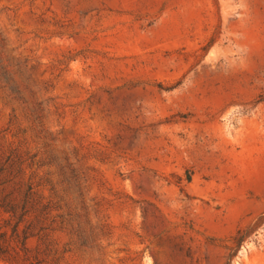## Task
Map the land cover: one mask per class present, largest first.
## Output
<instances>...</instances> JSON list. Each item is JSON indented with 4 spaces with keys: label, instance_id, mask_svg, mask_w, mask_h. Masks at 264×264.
Instances as JSON below:
<instances>
[{
    "label": "rangeland",
    "instance_id": "rangeland-1",
    "mask_svg": "<svg viewBox=\"0 0 264 264\" xmlns=\"http://www.w3.org/2000/svg\"><path fill=\"white\" fill-rule=\"evenodd\" d=\"M0 264H264V0H0Z\"/></svg>",
    "mask_w": 264,
    "mask_h": 264
}]
</instances>
